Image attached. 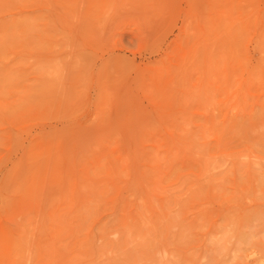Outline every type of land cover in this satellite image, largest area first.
<instances>
[{
  "label": "rangeland",
  "instance_id": "374dc122",
  "mask_svg": "<svg viewBox=\"0 0 264 264\" xmlns=\"http://www.w3.org/2000/svg\"><path fill=\"white\" fill-rule=\"evenodd\" d=\"M0 11V264H264V0Z\"/></svg>",
  "mask_w": 264,
  "mask_h": 264
},
{
  "label": "bare ground",
  "instance_id": "6f19581e",
  "mask_svg": "<svg viewBox=\"0 0 264 264\" xmlns=\"http://www.w3.org/2000/svg\"><path fill=\"white\" fill-rule=\"evenodd\" d=\"M14 2H15V1H14ZM5 11H6V10H5ZM0 13H1V11H0ZM30 21H31V18H30ZM31 22H34V21H31ZM33 24H34V23H32V25H31L32 27L34 26ZM14 26H15V25H14ZM9 29H10V28H9ZM29 31H32V33H33V30H32V29H31V30H28V32H29ZM8 32H10V31L7 30V35H6V37H8ZM15 35H16V34H15ZM1 37H2V36H1ZM21 37H22V36H21ZM14 39H16V38H14ZM32 43H34V42H32ZM31 45H32V44H31ZM36 46H37V45H36ZM32 47H35V45L32 46ZM2 49H3V48H2ZM24 51L27 52L28 50L26 49V50H24ZM28 52H29V51H28ZM28 52H27V54H28V55H31V54L28 53ZM31 53H32V52H31ZM25 56H27V55L25 54Z\"/></svg>",
  "mask_w": 264,
  "mask_h": 264
}]
</instances>
